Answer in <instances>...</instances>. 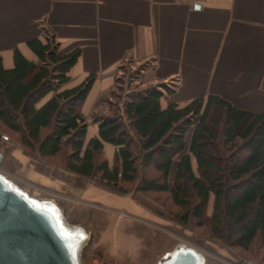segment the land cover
<instances>
[{
	"label": "trees",
	"instance_id": "16d2710c",
	"mask_svg": "<svg viewBox=\"0 0 264 264\" xmlns=\"http://www.w3.org/2000/svg\"><path fill=\"white\" fill-rule=\"evenodd\" d=\"M27 47L33 58L17 49L12 69L0 57V130L26 153L55 172L131 194L155 218L174 219L231 249L264 248V112L239 110L217 95L164 107L158 87L128 94L121 107L116 77L100 100L111 115H93L98 136L88 138L83 108L96 77L66 86L81 51L62 56L48 36ZM105 144L116 149L112 160ZM151 195L165 199L163 210L141 198Z\"/></svg>",
	"mask_w": 264,
	"mask_h": 264
},
{
	"label": "crops",
	"instance_id": "0c3cea01",
	"mask_svg": "<svg viewBox=\"0 0 264 264\" xmlns=\"http://www.w3.org/2000/svg\"><path fill=\"white\" fill-rule=\"evenodd\" d=\"M47 36L60 45L62 56L81 51L68 88L96 77L83 108L90 125L88 138L98 136L92 116L111 115L100 100L111 94L128 60L151 63L147 70L151 83L180 78L176 90L163 93L164 107L217 95L239 110L264 112V0H0V57L6 69L13 68L17 49L32 59L27 43ZM10 142L13 153L6 157L0 149V164L8 159L6 167L26 181L73 199L69 212L77 220L71 224L87 227L91 236L101 223L85 221L84 213L97 210L100 215L105 210L118 219H137V214L143 218L142 211L130 214L111 206L115 199L110 196H119L75 175L55 172ZM115 151L105 144L107 159L112 160ZM125 199L133 202L131 194ZM102 217L107 224L99 226L95 248H105L114 239V247L107 251L110 256L138 262L147 250L143 238L137 249L120 253L119 233L109 230L108 216Z\"/></svg>",
	"mask_w": 264,
	"mask_h": 264
},
{
	"label": "rangeland",
	"instance_id": "374dc122",
	"mask_svg": "<svg viewBox=\"0 0 264 264\" xmlns=\"http://www.w3.org/2000/svg\"><path fill=\"white\" fill-rule=\"evenodd\" d=\"M146 65L147 64L142 66H125V68L121 71L123 75L119 79L117 76L118 83H116L117 86L115 90L118 91L119 88L123 89L120 101L121 107L123 106L122 104L128 94L133 92H142L158 85L156 83H151L148 80L147 70L149 67H145ZM113 101L116 102L117 99H114ZM0 136L9 137L10 140L15 142L13 137H11V134L3 129L0 130ZM10 140L8 141L5 138L0 139V149L5 152L6 157H9L14 150ZM7 162L8 159L4 161L3 165L0 164V169L9 175V178H12L20 183L33 196L40 199L54 200L56 203L65 208L67 220L70 224L71 222L77 220V218L73 217L69 212L72 207L71 205H73L74 202L73 199L67 197L66 195L53 194L48 189L37 187L36 185L26 181L14 171H10V168L6 167L9 165ZM110 197L115 199V201L112 199L113 201L109 202L111 206L118 205L130 214L135 211L137 213L142 211V213H145L142 214L143 218L137 214L135 216L137 219L133 217L118 219L117 214L112 216V213L100 210L101 214L97 215L96 213H98V211L95 210L93 213L96 215L92 214V212L91 214L89 212L88 214L84 213V220H93L95 221V225L97 220L102 226H105L107 222L103 221L102 215L104 217L108 216L111 220L108 225L109 230H114L115 233H119L116 242H119L120 253L137 249V246L140 244V238H143L147 250L138 262H133L130 259L118 260L117 258L110 256L107 251L108 249H112L114 247V239H109L110 241L107 242V247L105 248H95L97 237L99 236L98 233L101 229V227H99L101 225L98 224V226L96 225L95 229L92 231V240L90 245L84 251L82 264H155L157 259H159L165 251L179 242L190 244L191 246L199 249L207 256L208 264H264V248L258 247L257 250H253L251 253H245L238 249H231L221 242L211 239L200 230H193L190 229V227H185L177 221H174V219L168 218L162 220L149 216L135 203L127 202L125 197H116L114 195H111ZM141 198L147 201V203L151 206L157 207L159 210H163L165 208L162 205L165 201L163 197L160 198V196L151 195L146 198L141 196ZM119 214L122 215L123 213ZM123 216L124 215H122V217ZM94 217L96 218L95 220L92 219ZM250 261H253L254 263H251Z\"/></svg>",
	"mask_w": 264,
	"mask_h": 264
},
{
	"label": "water",
	"instance_id": "95a60500",
	"mask_svg": "<svg viewBox=\"0 0 264 264\" xmlns=\"http://www.w3.org/2000/svg\"><path fill=\"white\" fill-rule=\"evenodd\" d=\"M56 209L73 229L66 234L67 240L58 234ZM76 233L83 234L79 241ZM91 240L87 227L68 222L65 208L54 200L33 196L0 170V264H82ZM77 243L73 256L69 246ZM177 257L181 264H208L204 253L182 242L165 251L155 264H173Z\"/></svg>",
	"mask_w": 264,
	"mask_h": 264
},
{
	"label": "snow or ice",
	"instance_id": "6c2138e0",
	"mask_svg": "<svg viewBox=\"0 0 264 264\" xmlns=\"http://www.w3.org/2000/svg\"><path fill=\"white\" fill-rule=\"evenodd\" d=\"M51 207L55 208L54 205H52ZM55 215L59 218L58 223H57L58 234L61 236L62 239L67 240L66 234L72 233L73 229L69 228L66 221L63 220V216L59 212V209H56ZM82 235H83L82 233H76V238L78 241ZM78 247H79V243L69 246V250H70L71 255H73V256L75 255V252H76ZM173 264H181L179 257H177V259L175 261H173Z\"/></svg>",
	"mask_w": 264,
	"mask_h": 264
},
{
	"label": "built area",
	"instance_id": "2783aa9c",
	"mask_svg": "<svg viewBox=\"0 0 264 264\" xmlns=\"http://www.w3.org/2000/svg\"><path fill=\"white\" fill-rule=\"evenodd\" d=\"M147 64L145 67H151L152 64L151 63H133L132 61L128 60L126 61L121 69H120V72L118 73V79L123 75V73H121V71L123 70V68H125V66H128V65H137V66H142V65H145ZM180 81V78L179 77H176V78H173L171 80H168L166 81L164 84H158L156 87H158L159 91H161L162 93H167L168 90H171V91H174L176 90L177 86H178V83ZM138 91V90H137ZM1 170V169H0ZM2 171V170H1ZM5 173V172H4ZM6 174V173H5ZM7 175V174H6ZM9 176V175H7ZM10 177V176H9Z\"/></svg>",
	"mask_w": 264,
	"mask_h": 264
}]
</instances>
